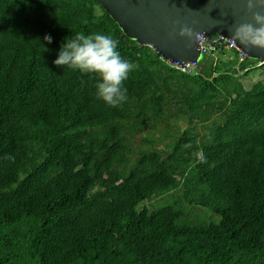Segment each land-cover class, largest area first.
<instances>
[{
  "label": "trees",
  "instance_id": "obj_1",
  "mask_svg": "<svg viewBox=\"0 0 264 264\" xmlns=\"http://www.w3.org/2000/svg\"><path fill=\"white\" fill-rule=\"evenodd\" d=\"M77 33L134 65L118 107L53 63ZM202 61L170 67L96 0H0V264H264V78Z\"/></svg>",
  "mask_w": 264,
  "mask_h": 264
},
{
  "label": "water",
  "instance_id": "obj_2",
  "mask_svg": "<svg viewBox=\"0 0 264 264\" xmlns=\"http://www.w3.org/2000/svg\"><path fill=\"white\" fill-rule=\"evenodd\" d=\"M116 20L121 30L139 45L154 48L163 58L173 61H202L195 43L177 33L187 24L195 31L231 37L236 22L250 20L243 0H96ZM264 10V9H258ZM237 45L252 59L264 60V49Z\"/></svg>",
  "mask_w": 264,
  "mask_h": 264
},
{
  "label": "clouds",
  "instance_id": "obj_3",
  "mask_svg": "<svg viewBox=\"0 0 264 264\" xmlns=\"http://www.w3.org/2000/svg\"><path fill=\"white\" fill-rule=\"evenodd\" d=\"M243 4L245 11L250 14V20L234 23L230 29V38L246 47L264 49V10H258L264 9V0H243ZM177 34L186 38L189 47L193 43L199 47L204 39L203 33L187 24L180 25ZM45 39L49 43L52 41L51 36H46ZM118 44V39L111 35L77 33L73 39H66L61 45L53 63L57 67L67 66L82 73L97 74L102 81L96 84L97 98L110 107H118L127 100V88L123 86V82L134 70V65L122 58L117 51ZM3 159L14 161L15 157L6 155Z\"/></svg>",
  "mask_w": 264,
  "mask_h": 264
},
{
  "label": "built area",
  "instance_id": "obj_4",
  "mask_svg": "<svg viewBox=\"0 0 264 264\" xmlns=\"http://www.w3.org/2000/svg\"><path fill=\"white\" fill-rule=\"evenodd\" d=\"M204 39L200 42L198 50L202 53L203 57L208 59L209 62L214 66L218 62L228 59V60H238V63L234 68H237L240 72L245 70H251L257 67V65L264 64V60L256 59L255 61H250L244 68H239V63L241 61L251 60L248 53L243 51L236 43L235 40L217 33H205ZM226 52V54H224ZM163 60L170 67L175 68L190 75H199L201 72L200 61L196 60H186V59H175L169 61L161 56Z\"/></svg>",
  "mask_w": 264,
  "mask_h": 264
},
{
  "label": "rangeland",
  "instance_id": "obj_5",
  "mask_svg": "<svg viewBox=\"0 0 264 264\" xmlns=\"http://www.w3.org/2000/svg\"><path fill=\"white\" fill-rule=\"evenodd\" d=\"M100 9L97 8V12H99ZM206 66L210 65L209 60L205 61ZM236 76L238 79L242 82L244 88H250L254 83H256L258 80L264 78V64L257 65L256 68L251 70H245L243 72L236 71ZM181 126L184 128L186 124H181ZM197 127L200 129L201 126L197 125ZM159 200V199H158ZM189 213L190 217L193 219H216L215 216L210 213L209 211H206L204 209H201L199 207H192L189 206Z\"/></svg>",
  "mask_w": 264,
  "mask_h": 264
}]
</instances>
